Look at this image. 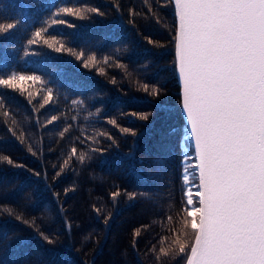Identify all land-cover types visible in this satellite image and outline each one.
<instances>
[{
  "label": "trees",
  "instance_id": "16d2710c",
  "mask_svg": "<svg viewBox=\"0 0 264 264\" xmlns=\"http://www.w3.org/2000/svg\"><path fill=\"white\" fill-rule=\"evenodd\" d=\"M61 7L99 10L59 17L47 33L84 56L41 45L25 56ZM0 21L18 22L0 35V75L41 77L23 93L0 88V264H184L160 253L191 208L185 154L195 161L172 0H0ZM91 55L98 63L85 67Z\"/></svg>",
  "mask_w": 264,
  "mask_h": 264
},
{
  "label": "snow or ice",
  "instance_id": "6c2138e0",
  "mask_svg": "<svg viewBox=\"0 0 264 264\" xmlns=\"http://www.w3.org/2000/svg\"><path fill=\"white\" fill-rule=\"evenodd\" d=\"M173 2L178 21L175 64L188 138L194 141L198 161L199 200L198 206L182 210L180 232L160 253L184 264H264V0ZM87 12L99 10L59 8L44 22L47 27L32 31L24 55L34 54L28 47L41 45L81 59L83 52L66 48L62 40L47 33L53 25L66 23L59 17L85 19ZM17 26V21H0V35ZM96 63L91 55L84 66ZM26 81L41 82V77L18 72L0 75V88L23 93L21 82ZM144 90L148 91L147 85ZM45 91L48 103L53 90ZM151 94L158 95L159 90L153 88ZM79 159L83 161L84 155ZM184 182L188 183L187 175ZM187 204L193 205L191 192Z\"/></svg>",
  "mask_w": 264,
  "mask_h": 264
},
{
  "label": "rangeland",
  "instance_id": "374dc122",
  "mask_svg": "<svg viewBox=\"0 0 264 264\" xmlns=\"http://www.w3.org/2000/svg\"><path fill=\"white\" fill-rule=\"evenodd\" d=\"M185 148V147H184ZM186 150V149H184ZM185 169H187V171H185ZM195 173H196V166H195V162H192L190 160V156L185 154V159H184V173H183V180H184V176L187 175L188 176V183L185 184L186 186V196L189 192H191L192 194V198L194 200L195 197L198 198V196L196 195L197 193V186L193 181L192 179L194 178L195 176ZM190 207H193L194 206V203L193 205H189Z\"/></svg>",
  "mask_w": 264,
  "mask_h": 264
},
{
  "label": "water",
  "instance_id": "95a60500",
  "mask_svg": "<svg viewBox=\"0 0 264 264\" xmlns=\"http://www.w3.org/2000/svg\"><path fill=\"white\" fill-rule=\"evenodd\" d=\"M172 3H173V6H174V2L172 0ZM177 25H178V21H177V18H176V28H177ZM176 65V64H175ZM176 76H177V80H178V84H179V87H180V96H181V111H182V116H183V119H184V122L186 124V127H187V130H188V126H187V121H186V117H185V114L183 112V109H182V89H181V85L179 83V78H178V72L176 70ZM191 142V145H192V149H193V153H194V159H195V165H196V173H197V181H198V184H199V179H198V170H197V159H196V152H195V147H194V141L190 140ZM198 200H199V197H198Z\"/></svg>",
  "mask_w": 264,
  "mask_h": 264
}]
</instances>
